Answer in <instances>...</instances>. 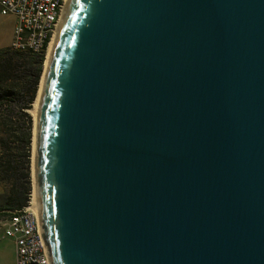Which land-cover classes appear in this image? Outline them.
<instances>
[{
	"label": "water",
	"instance_id": "1",
	"mask_svg": "<svg viewBox=\"0 0 264 264\" xmlns=\"http://www.w3.org/2000/svg\"><path fill=\"white\" fill-rule=\"evenodd\" d=\"M45 76L52 264H264V0H70Z\"/></svg>",
	"mask_w": 264,
	"mask_h": 264
},
{
	"label": "trees",
	"instance_id": "2",
	"mask_svg": "<svg viewBox=\"0 0 264 264\" xmlns=\"http://www.w3.org/2000/svg\"><path fill=\"white\" fill-rule=\"evenodd\" d=\"M44 58L0 48V213L5 218L26 206L33 193L28 110L36 100Z\"/></svg>",
	"mask_w": 264,
	"mask_h": 264
},
{
	"label": "built area",
	"instance_id": "3",
	"mask_svg": "<svg viewBox=\"0 0 264 264\" xmlns=\"http://www.w3.org/2000/svg\"><path fill=\"white\" fill-rule=\"evenodd\" d=\"M65 6L64 0H0L1 13L17 19L11 49L41 55L49 28L58 30L60 24L54 23L55 11ZM30 214H38L33 200L14 211L5 221L4 234L16 243V264H52L44 234L43 239L32 237ZM40 230L43 232L41 224Z\"/></svg>",
	"mask_w": 264,
	"mask_h": 264
},
{
	"label": "bare ground",
	"instance_id": "4",
	"mask_svg": "<svg viewBox=\"0 0 264 264\" xmlns=\"http://www.w3.org/2000/svg\"><path fill=\"white\" fill-rule=\"evenodd\" d=\"M69 1L70 0H64V2H66L65 8L64 9H57V11H55L54 23H60L61 22L62 14H63V12H65V9H66ZM57 32H58L57 28H49V37L46 38V42H44V47L42 48V51H41V55L47 53V58H46L45 72H44V75L42 77L41 84H40V90H39L37 98L35 100L34 107L32 109H30L31 113L35 117V122L38 118L39 111H40V98H41L40 96H41V93L43 90V85L45 83L46 70H47L49 63L51 61L53 50H54V47L56 44ZM33 147H34V149H33L34 153H33L32 158H33V176H34L35 188H34V193H32L31 200H33L34 207L38 211L37 190H36V182H35L36 136H34ZM30 224H32V237H34L35 239H43V232H41L40 222H38V214H30Z\"/></svg>",
	"mask_w": 264,
	"mask_h": 264
},
{
	"label": "crops",
	"instance_id": "5",
	"mask_svg": "<svg viewBox=\"0 0 264 264\" xmlns=\"http://www.w3.org/2000/svg\"><path fill=\"white\" fill-rule=\"evenodd\" d=\"M16 21L15 16L4 15L0 10V48L11 46ZM0 192H2L1 185ZM6 219H0V264H16V243L13 238L6 237L4 234Z\"/></svg>",
	"mask_w": 264,
	"mask_h": 264
},
{
	"label": "rangeland",
	"instance_id": "6",
	"mask_svg": "<svg viewBox=\"0 0 264 264\" xmlns=\"http://www.w3.org/2000/svg\"><path fill=\"white\" fill-rule=\"evenodd\" d=\"M44 62H43V69H42V74H41V78H40V82H39V86H38V92H39V90H40V84H41V80H42V77H43V75H44V72H45V67H46V58H47V53L46 54H44ZM38 92H37V95H38ZM36 98H37V96H36ZM35 103V102H34ZM34 103H33V106H32V108L34 107ZM32 108H30V109H32ZM30 109L28 110L29 111V113L31 114V116H32V118H33V128H32V143H31V177H32V185H33V193H34V176H33V153H34V147H33V142H34V136H35V117H34V115L31 113V111H30ZM1 185V184H0ZM1 188H2V192H0V193H3L4 192V188H3V186L1 185ZM0 202H3V201H1V199H0ZM3 214H5V213H0V219L1 218H5V215H3ZM8 217V216H7Z\"/></svg>",
	"mask_w": 264,
	"mask_h": 264
}]
</instances>
